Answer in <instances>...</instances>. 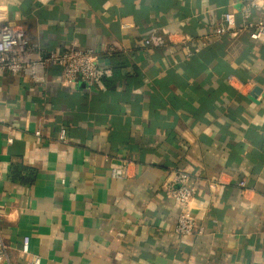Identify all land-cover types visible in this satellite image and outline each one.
Instances as JSON below:
<instances>
[{
	"label": "crops",
	"instance_id": "0c3cea01",
	"mask_svg": "<svg viewBox=\"0 0 264 264\" xmlns=\"http://www.w3.org/2000/svg\"><path fill=\"white\" fill-rule=\"evenodd\" d=\"M248 2L0 0L32 58L100 53L90 88L58 66L0 73V264H26L25 238L41 264H264V38L217 34ZM189 37L206 45L188 55ZM176 170L197 189L187 237L163 186Z\"/></svg>",
	"mask_w": 264,
	"mask_h": 264
},
{
	"label": "built area",
	"instance_id": "2783aa9c",
	"mask_svg": "<svg viewBox=\"0 0 264 264\" xmlns=\"http://www.w3.org/2000/svg\"><path fill=\"white\" fill-rule=\"evenodd\" d=\"M254 13L257 15L255 19ZM243 23L237 25L235 12L223 15L224 25L217 30L219 36H236L239 32H246L254 40L264 38V0H249L242 9ZM194 38H186L185 44H189L192 50L188 55L198 53L202 46L194 44ZM150 47L167 46L164 36L155 34L145 41ZM31 42L23 30L10 24H0V73L10 72L14 75L25 73L36 83H45L46 70L52 66L61 68V85L73 87L83 83L89 88L93 86L100 62V53L96 50H79L68 47L62 52L39 50L35 58L31 57ZM40 135V132L37 133ZM61 140L65 141V132H62ZM129 164L112 169L114 178L128 177ZM190 174L183 171H174L168 181L163 185L166 195L175 200L181 207L178 216L176 232L187 237L195 232V221L191 215V203L195 198L196 187L191 183ZM242 188L246 187V181L240 182ZM198 234H203L200 230ZM22 253L28 257L26 264H41L42 259L38 255H31L30 240L25 238L22 245ZM8 260V248L0 238V262Z\"/></svg>",
	"mask_w": 264,
	"mask_h": 264
},
{
	"label": "water",
	"instance_id": "95a60500",
	"mask_svg": "<svg viewBox=\"0 0 264 264\" xmlns=\"http://www.w3.org/2000/svg\"><path fill=\"white\" fill-rule=\"evenodd\" d=\"M256 92H258V91H256ZM254 94H255V93H254ZM254 94H253V95H254ZM253 95H252V96H253Z\"/></svg>",
	"mask_w": 264,
	"mask_h": 264
}]
</instances>
